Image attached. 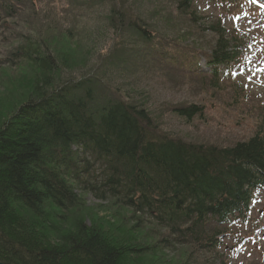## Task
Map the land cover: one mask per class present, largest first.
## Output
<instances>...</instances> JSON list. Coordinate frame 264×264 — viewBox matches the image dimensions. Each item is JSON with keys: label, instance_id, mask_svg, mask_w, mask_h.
Listing matches in <instances>:
<instances>
[{"label": "trees", "instance_id": "obj_1", "mask_svg": "<svg viewBox=\"0 0 264 264\" xmlns=\"http://www.w3.org/2000/svg\"><path fill=\"white\" fill-rule=\"evenodd\" d=\"M171 1L178 13L215 36L209 52L165 49L145 19L110 7L121 48L83 76L63 78L58 50L30 38L26 47L17 45L0 58V67L24 59L36 69L30 88L0 120V262L133 264L137 257L177 246L192 248L183 264H230L224 244L236 248L247 238L241 232L251 231L255 194L264 190V117L251 136L225 146L160 134L146 93L121 88L116 84L121 70L109 67L125 62L122 55L133 49L155 70L180 65L198 73L214 91L223 90L224 77L244 85L230 71L239 70L252 38L219 19L208 22L198 12V0ZM33 2L0 0V23ZM198 56L206 72L199 70ZM231 88L235 103L247 96L238 86ZM169 111L186 124L204 118L199 103L171 105ZM78 192L110 200L122 220L133 222L132 230L152 225L147 234L157 239L147 244L110 235L103 226L108 222L97 223L89 214L49 230L54 238L46 236L55 210L68 214L78 206ZM196 254L204 258L198 261Z\"/></svg>", "mask_w": 264, "mask_h": 264}, {"label": "rangeland", "instance_id": "obj_2", "mask_svg": "<svg viewBox=\"0 0 264 264\" xmlns=\"http://www.w3.org/2000/svg\"><path fill=\"white\" fill-rule=\"evenodd\" d=\"M32 5L31 9H19L8 22L0 23V58L7 56L17 45L26 47L27 38L43 42L52 50H58V56L63 58L64 69H60L63 78L83 76L104 60L105 55L118 54L121 39L115 40L118 36L115 34L114 37L116 31L109 22L110 7L123 8L145 19L152 26L157 43L160 39V45L165 49L207 53L215 39L210 32L202 31V26L178 13L171 0H34ZM197 5L198 12L208 17V22L219 19L228 29L243 31L252 38L248 40L247 51L242 54L243 65L236 71L240 74H234L241 76L244 85H232L234 79L224 77L223 90L214 91L201 82L198 73L186 72L180 65L155 70L148 64V57L142 60V53L133 49L122 55L125 62L117 61L109 67L112 72L121 70V77L116 82L121 88H138L146 93L147 105L156 115L154 124L160 134L193 143L225 146L251 136L264 117V0H198ZM69 18L76 20L73 23L68 21ZM17 63L0 67V120L9 113L7 108L20 101L21 94L30 88L36 73L29 61L22 59ZM198 67L201 72L208 70L202 56H198ZM231 86H238L247 96H240V101L235 103ZM189 103L203 105V119H193L186 124L169 111L171 105ZM78 196V206L68 214L55 210L48 220L47 225L51 224L46 236L54 238L56 232L49 230L64 229L75 219L86 218L89 214L97 223L108 222L103 226L110 235L147 244L157 239L154 234H147L152 225L132 230L133 222L122 220L123 213L117 214L110 200L100 202L84 192H78ZM65 216L66 220L63 219ZM85 221L88 223V219ZM251 221V231L241 232L248 236L239 241L236 248L230 247V241L224 244V250L230 254V264H264V190L255 194ZM156 233L160 231L157 229ZM191 251V247L164 248L135 258L133 264H183ZM202 258L201 254L195 255L198 261Z\"/></svg>", "mask_w": 264, "mask_h": 264}, {"label": "water", "instance_id": "obj_3", "mask_svg": "<svg viewBox=\"0 0 264 264\" xmlns=\"http://www.w3.org/2000/svg\"><path fill=\"white\" fill-rule=\"evenodd\" d=\"M0 264H4V263L0 262Z\"/></svg>", "mask_w": 264, "mask_h": 264}]
</instances>
